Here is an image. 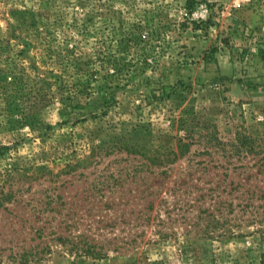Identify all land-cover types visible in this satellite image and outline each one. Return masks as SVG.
Returning a JSON list of instances; mask_svg holds the SVG:
<instances>
[{
  "label": "rangeland",
  "instance_id": "rangeland-1",
  "mask_svg": "<svg viewBox=\"0 0 264 264\" xmlns=\"http://www.w3.org/2000/svg\"><path fill=\"white\" fill-rule=\"evenodd\" d=\"M240 135L264 0H0V264H260Z\"/></svg>",
  "mask_w": 264,
  "mask_h": 264
},
{
  "label": "trees",
  "instance_id": "trees-1",
  "mask_svg": "<svg viewBox=\"0 0 264 264\" xmlns=\"http://www.w3.org/2000/svg\"><path fill=\"white\" fill-rule=\"evenodd\" d=\"M192 3V2H191ZM236 146L239 151L249 154L263 155L264 154V136H248L240 135L237 137ZM191 144L179 139L175 150L170 152L174 159L184 156L190 150ZM1 201V200H0ZM260 264H264V253L261 256Z\"/></svg>",
  "mask_w": 264,
  "mask_h": 264
}]
</instances>
